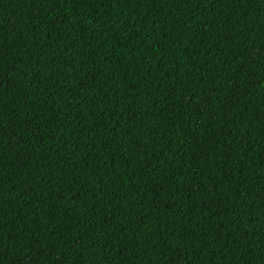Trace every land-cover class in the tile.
Wrapping results in <instances>:
<instances>
[{
  "label": "trees",
  "instance_id": "trees-1",
  "mask_svg": "<svg viewBox=\"0 0 264 264\" xmlns=\"http://www.w3.org/2000/svg\"><path fill=\"white\" fill-rule=\"evenodd\" d=\"M0 264H264V0H0Z\"/></svg>",
  "mask_w": 264,
  "mask_h": 264
}]
</instances>
